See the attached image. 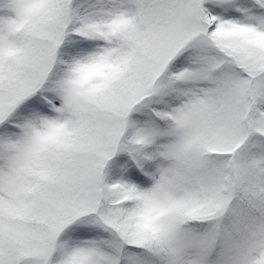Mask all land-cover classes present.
Here are the masks:
<instances>
[{"label":"snow or ice","instance_id":"6c2138e0","mask_svg":"<svg viewBox=\"0 0 264 264\" xmlns=\"http://www.w3.org/2000/svg\"><path fill=\"white\" fill-rule=\"evenodd\" d=\"M0 264H264V0H0Z\"/></svg>","mask_w":264,"mask_h":264}]
</instances>
